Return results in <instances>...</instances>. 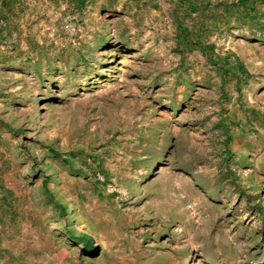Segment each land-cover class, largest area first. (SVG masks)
<instances>
[{"label":"rangeland","instance_id":"1","mask_svg":"<svg viewBox=\"0 0 264 264\" xmlns=\"http://www.w3.org/2000/svg\"><path fill=\"white\" fill-rule=\"evenodd\" d=\"M242 4L0 0V264H264Z\"/></svg>","mask_w":264,"mask_h":264},{"label":"trees","instance_id":"2","mask_svg":"<svg viewBox=\"0 0 264 264\" xmlns=\"http://www.w3.org/2000/svg\"><path fill=\"white\" fill-rule=\"evenodd\" d=\"M80 1V6H84L85 5V3L87 2V0H79ZM248 2H249V0H243V4L242 5H239V6H242L243 7V10H245L246 9V7H247V4H248ZM211 59H213V57H211ZM215 64H217V63H215ZM242 66V65H241ZM243 69H244V67H242ZM88 243V242H87ZM86 243V244H87ZM84 247H86V246H84Z\"/></svg>","mask_w":264,"mask_h":264},{"label":"bare ground","instance_id":"3","mask_svg":"<svg viewBox=\"0 0 264 264\" xmlns=\"http://www.w3.org/2000/svg\"><path fill=\"white\" fill-rule=\"evenodd\" d=\"M74 220V219H73Z\"/></svg>","mask_w":264,"mask_h":264}]
</instances>
